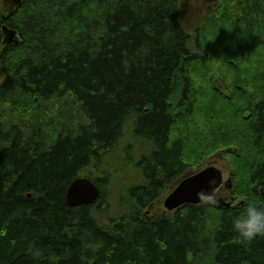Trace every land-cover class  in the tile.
<instances>
[{"label":"trees","instance_id":"1","mask_svg":"<svg viewBox=\"0 0 264 264\" xmlns=\"http://www.w3.org/2000/svg\"><path fill=\"white\" fill-rule=\"evenodd\" d=\"M12 1L0 0V264H264V236L232 228L264 207V0H217L190 30L182 0ZM131 137L149 144L138 157L118 152ZM223 150L231 205L164 212L171 186ZM80 176L102 189L96 204H67ZM111 196L128 211L103 220Z\"/></svg>","mask_w":264,"mask_h":264},{"label":"water","instance_id":"2","mask_svg":"<svg viewBox=\"0 0 264 264\" xmlns=\"http://www.w3.org/2000/svg\"><path fill=\"white\" fill-rule=\"evenodd\" d=\"M21 0H16L20 3ZM9 6H14V2L9 0ZM5 40L7 43H12L16 37V31L3 26ZM235 150V148H231ZM226 150L218 152L214 156V162L209 165L189 171L183 175L180 181L175 185L172 191L166 196L164 205L166 211L176 209L185 204H198L201 202H210L217 198L219 205L230 206V201H225L223 198H218L216 190L223 187L231 188L232 179L228 178L224 181L223 169L216 165L219 156H223ZM102 195L99 185L87 176H81L71 182L67 190V204L69 206H82L85 204H95Z\"/></svg>","mask_w":264,"mask_h":264},{"label":"rangeland","instance_id":"3","mask_svg":"<svg viewBox=\"0 0 264 264\" xmlns=\"http://www.w3.org/2000/svg\"><path fill=\"white\" fill-rule=\"evenodd\" d=\"M215 1V2H214ZM216 0H182V20L184 22V24L187 26V28L190 30V27H193L194 24H196L195 27H198L200 25H202L204 22L203 20L206 19V17L211 14V12H208V8L211 6L214 8V4L216 3ZM253 60L251 57H247V59H245V61L242 62V65H245L246 67V74H247V68L248 66H250ZM4 75L0 73V82L3 80ZM199 83V79L197 80ZM204 102V101H202ZM69 102H67L68 104ZM77 104H74L75 109H73V112L75 113V120H79L78 122H80L81 120L84 121L86 117L85 111L82 109L81 104H79L78 102H76ZM204 119L206 118V116L203 117ZM202 118V119H203ZM201 118L199 115H196L193 117V130H194V134L195 136L193 137L192 141L190 140V146L188 148H186V158L187 157H191V152H193L194 146L196 145V143H199L202 140V131L200 129V125H201ZM15 120L12 119V123L14 124ZM129 128L133 127V122L129 121L128 123ZM180 127V126H179ZM129 134V132H128ZM130 135V134H129ZM125 143L124 146H121L118 150V152L120 150H125L126 153L128 154V157H138L139 156V151L141 153L145 152L147 150V147H149V144L141 138H136V137H131L130 138H125L124 139ZM129 142V144H128ZM124 143V142H123ZM209 162V159L202 164V166H206ZM225 161L222 160H218L217 161V165L219 167H224V171L226 170L227 172L225 173V179L229 176L228 170L225 166ZM132 169L128 168V173H131ZM81 177V176H80ZM114 179V177L112 178V180ZM115 180V179H114ZM113 180V181H114ZM111 204V205H110ZM103 210L101 211V215L103 220H108V211L110 216H115V215H121L123 213H127V209L125 208V205H122V203L120 202L119 198L113 197L111 196L109 198V201L106 203H103L102 205Z\"/></svg>","mask_w":264,"mask_h":264},{"label":"clouds","instance_id":"4","mask_svg":"<svg viewBox=\"0 0 264 264\" xmlns=\"http://www.w3.org/2000/svg\"><path fill=\"white\" fill-rule=\"evenodd\" d=\"M232 228L248 241L264 236V207L252 203L246 205L241 214L232 218Z\"/></svg>","mask_w":264,"mask_h":264},{"label":"flooded vegetation","instance_id":"5","mask_svg":"<svg viewBox=\"0 0 264 264\" xmlns=\"http://www.w3.org/2000/svg\"><path fill=\"white\" fill-rule=\"evenodd\" d=\"M212 9H213V7L211 6V8L209 7L208 8V12H211L212 11Z\"/></svg>","mask_w":264,"mask_h":264},{"label":"bare ground","instance_id":"6","mask_svg":"<svg viewBox=\"0 0 264 264\" xmlns=\"http://www.w3.org/2000/svg\"><path fill=\"white\" fill-rule=\"evenodd\" d=\"M78 178V177H77ZM75 180V179H74ZM71 184V183H70ZM68 190V189H67ZM66 195H67V193H66ZM66 201H67V199H66Z\"/></svg>","mask_w":264,"mask_h":264}]
</instances>
